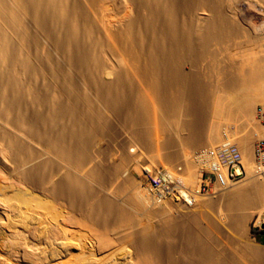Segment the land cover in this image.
<instances>
[{"label": "rangeland", "instance_id": "1", "mask_svg": "<svg viewBox=\"0 0 264 264\" xmlns=\"http://www.w3.org/2000/svg\"><path fill=\"white\" fill-rule=\"evenodd\" d=\"M2 4L20 20L0 16V264H264V216L186 225L195 206L139 192L147 163L184 169L193 121L205 142L254 130L264 0Z\"/></svg>", "mask_w": 264, "mask_h": 264}, {"label": "bare ground", "instance_id": "2", "mask_svg": "<svg viewBox=\"0 0 264 264\" xmlns=\"http://www.w3.org/2000/svg\"><path fill=\"white\" fill-rule=\"evenodd\" d=\"M41 1L43 0H31L30 2L27 0H14L16 6L20 9H24V6L27 4L28 6L31 5V7L32 5L34 6L38 5ZM49 1L51 3L50 4L52 6L51 9L54 14L59 15V13H63L62 12V10L64 9L63 0H49ZM41 8L43 9L42 6ZM41 14L42 12L41 13L38 12L37 14L38 19L42 18ZM10 15L11 16L8 15V13L3 7L2 0H0V16L2 17V20L4 18V20H8L10 22L9 20L10 18L12 21L18 24L20 20L18 13L10 12ZM2 26L5 27L3 23H2ZM2 26L0 24V59H3V58L6 59L5 57H9L12 52L10 53L11 50L9 51V48H8L9 47L8 39L5 36V33L7 32H4ZM260 55L261 56L258 57L257 60H255L256 63H258V66H256L255 68V72L257 73V77H258L257 79L259 80V85L261 89L255 94V96L250 100V102L245 107V111L248 112L249 115L255 121V125L253 127L254 130L250 133H245V132H238V130L235 128L229 129V130H226V133L228 134L224 136L225 138L222 137L220 132H216L215 136L213 135L207 140V142H205V140L200 139L201 137L199 139L195 137V135L197 134L198 127H199L198 125L199 119L198 120L195 119L196 121L192 122V129H191V133L188 138L189 145H192V147L196 151L199 149H205V148H209L211 146L217 145V144H221L222 142L226 140H232L233 142H235L238 145L242 153L243 163H244L245 170L247 173V178L242 179L237 184H234L228 189L226 188L225 190L215 193L214 195L199 196L196 200V204L194 205L197 208L196 211L193 212L191 210V211H185V212H180V213L178 212V215L176 216L177 219L175 221L180 219L179 221L181 223H187L186 225H188L189 223H192L191 225H193L197 223L198 217H202L204 213L214 210L220 206H223L225 209L233 213L235 212L240 213L243 211L245 212L254 211V213L256 212L260 217L264 216V167H262L260 170L258 169L255 163V156H254L255 143H257L259 140L264 138V125L258 122L256 118V107L258 105H260L259 107H264V49L261 51ZM257 111H258V108H257ZM196 151L193 153L188 152L187 157H186L187 164L184 165L183 167L184 169H182L183 171L180 174V180L182 181V183H185L193 188H199V182H200V177H201V170H200L201 168H200L199 163H197L195 159L196 158L195 154L198 152ZM125 157L129 158L128 160L132 159L131 157H128L127 155ZM173 157L174 156L172 154H168L164 156V158L162 159H158L157 161H151L149 164L147 163V165L143 168V171L152 170L154 167H159V166H163L169 169H176L178 168L177 167L178 163L177 162H176L177 164L174 163L175 161L173 160ZM139 192H140V195L142 196V199L144 198L146 200L148 195L150 194L149 186L148 185L140 186ZM252 217H253V214H250V213L248 214V216H245L243 214H239L236 216L233 215L230 218L229 227L233 229H239L242 231L245 222H247V219H251ZM188 229L190 230L189 234L192 236L191 238L192 243H197V244L199 243L198 245H201V240L199 241L195 236L197 232L194 231V229H191V228H188ZM216 264H222V262L221 263L217 262Z\"/></svg>", "mask_w": 264, "mask_h": 264}, {"label": "built area", "instance_id": "3", "mask_svg": "<svg viewBox=\"0 0 264 264\" xmlns=\"http://www.w3.org/2000/svg\"><path fill=\"white\" fill-rule=\"evenodd\" d=\"M257 117L264 125V107H258ZM255 163L264 167V138L255 144ZM200 165L199 188H193L180 180L182 168L163 166L145 170L143 178L149 186L153 201L157 204L171 202L192 208L199 196H210L240 182L246 175L243 156L232 140L199 150L195 155Z\"/></svg>", "mask_w": 264, "mask_h": 264}, {"label": "water", "instance_id": "4", "mask_svg": "<svg viewBox=\"0 0 264 264\" xmlns=\"http://www.w3.org/2000/svg\"><path fill=\"white\" fill-rule=\"evenodd\" d=\"M262 227H264V224H263V226Z\"/></svg>", "mask_w": 264, "mask_h": 264}]
</instances>
